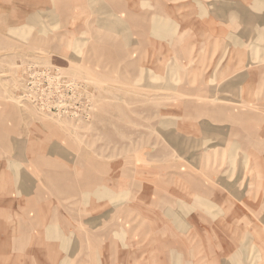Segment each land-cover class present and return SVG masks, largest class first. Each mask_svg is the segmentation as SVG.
Here are the masks:
<instances>
[{
    "label": "rangeland",
    "instance_id": "374dc122",
    "mask_svg": "<svg viewBox=\"0 0 264 264\" xmlns=\"http://www.w3.org/2000/svg\"><path fill=\"white\" fill-rule=\"evenodd\" d=\"M254 132L264 0H0V209L22 198L0 214L24 264L49 262L36 241L54 264H264Z\"/></svg>",
    "mask_w": 264,
    "mask_h": 264
},
{
    "label": "crops",
    "instance_id": "0c3cea01",
    "mask_svg": "<svg viewBox=\"0 0 264 264\" xmlns=\"http://www.w3.org/2000/svg\"><path fill=\"white\" fill-rule=\"evenodd\" d=\"M245 84H246V86L244 88H247L248 89V88H250V86L253 83H251L249 81V79H248L247 83H245ZM248 90H250V89H248ZM211 133H213V134H216V133L218 134L219 133L220 134V131H218V130L217 131L216 130L215 131L210 130L206 134L209 135ZM259 137H260L259 134L256 133V132H254V138H255V146H254L255 147V150H254V153H256L255 159H258L259 158L258 159L259 160V163H262V161H263L262 156H257L258 153H261V152H257V151H262V153H264L263 152L264 151V146L258 140ZM254 147H253V149H254ZM258 164L255 163V167H257L256 169H258V167H262V165H264V164H262L261 166H259ZM4 166H6V164H3L2 165L3 168L2 167L0 168V174L4 173L5 171L7 172V169H6L7 167H4ZM263 173L264 172L261 171V174H263ZM184 180H186L188 182H191L190 183L191 185L197 186V188H195L194 190L197 192L198 195L200 194L199 196L202 199L206 200V202H211V203H214L215 202V198H214L213 194L211 193L212 192L211 190L209 191L208 189H205V190L200 189V186L204 185L203 183L196 182V181H194V179H184ZM257 180H258V183H257ZM15 183L16 182L14 180L10 181V184H11L10 185V191H12V192L13 191H16V187L17 186H16ZM83 184L84 183L82 182V185ZM92 184H90V186ZM257 184L260 185V186H263V184H264V178H260V182H259V179L256 177L255 183L253 185L256 186ZM84 189H85V191L88 190L86 188H84ZM2 190H3V195H4L5 194V190L4 189H2ZM254 195H255L254 202H257L258 195H260V194L257 193V191H255V194ZM2 197H4V196H1L0 199ZM9 199L12 200L13 197L12 198H9ZM223 200L224 199L222 198V201ZM21 201H22V198L19 199V202L17 201L18 202V205L12 206L11 208L8 207V209H10L9 212H6V211H8V209L5 208L6 211H3L2 209H0V213H4V214H7L8 213V216L6 215L7 218H9V215L10 214H11V216L16 217V215H17L16 213H19V210H16V207L17 208L18 207H21L22 208V204L20 203ZM163 202H165V204H166V201H160V204L163 203ZM260 202H262V196L260 198ZM245 203H247V201ZM11 209L14 210V214L15 215H12V213H10V212H12ZM253 211L254 212H257L258 209H255ZM189 215L192 216L193 214H189ZM0 218H1L0 219V263H2V264H24V262H25L24 260L25 259H24V255H23V251H24L23 250L24 249V246L22 244L23 241H21V238L18 235L20 233V230H16L15 229L16 227H13V226H10V225H5L6 224L5 221H7V219L5 218L4 215L0 214ZM37 220H38V222H40V220L38 219V216H37ZM57 222H58V220H56V224H57ZM39 226H41V225H39ZM63 233H66V231H63ZM10 235H18V237L17 238H16V236L15 237H11ZM43 235H44L43 232L37 231L36 239H39V240L42 241V236ZM36 239H33V240L36 241ZM25 241H26V239H25ZM36 244H37L36 245L37 247H34V249L35 248H38L39 250H42V251H43V249L44 250H47V252L45 253V256L47 257V259H49L48 260L49 262L47 264H54V261H53V259H54L53 250H54L55 246L54 245L53 246L52 245H49V247H46V246H44V242H41L40 243L38 241H36ZM161 249H165V248L161 247ZM33 256L35 257V255H33ZM163 264H165V263H163ZM166 264H168V263H166Z\"/></svg>",
    "mask_w": 264,
    "mask_h": 264
}]
</instances>
